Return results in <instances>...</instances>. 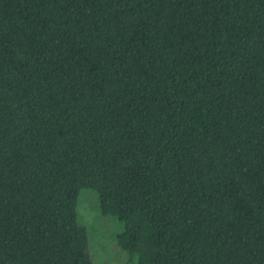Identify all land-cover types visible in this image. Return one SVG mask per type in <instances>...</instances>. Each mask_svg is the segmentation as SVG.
Listing matches in <instances>:
<instances>
[{
    "label": "trees",
    "instance_id": "16d2710c",
    "mask_svg": "<svg viewBox=\"0 0 264 264\" xmlns=\"http://www.w3.org/2000/svg\"><path fill=\"white\" fill-rule=\"evenodd\" d=\"M83 188L135 264H264V0H0V264H94Z\"/></svg>",
    "mask_w": 264,
    "mask_h": 264
},
{
    "label": "rangeland",
    "instance_id": "374dc122",
    "mask_svg": "<svg viewBox=\"0 0 264 264\" xmlns=\"http://www.w3.org/2000/svg\"><path fill=\"white\" fill-rule=\"evenodd\" d=\"M77 218L78 223L87 230L94 264H135L129 260L128 252L123 251L117 242L124 224L117 218L102 215L99 195L95 190L87 188L80 190Z\"/></svg>",
    "mask_w": 264,
    "mask_h": 264
}]
</instances>
